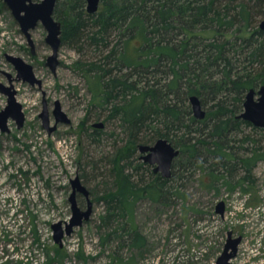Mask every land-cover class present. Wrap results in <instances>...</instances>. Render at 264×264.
<instances>
[{
	"label": "trees",
	"instance_id": "16d2710c",
	"mask_svg": "<svg viewBox=\"0 0 264 264\" xmlns=\"http://www.w3.org/2000/svg\"><path fill=\"white\" fill-rule=\"evenodd\" d=\"M54 16L62 22V46L79 54L75 67L95 118H105L87 139L114 140V151L87 158L92 173L80 176L104 177L103 224L117 222V236L142 245L136 203L181 197L175 182L193 171L207 175L208 188L222 182L250 192L246 184L264 161V128L239 115L248 91L264 85V0H101L95 13L86 0H58ZM193 95L207 112L203 119L193 113ZM106 124L113 128L105 131ZM160 138L180 149L171 177L138 155L140 144Z\"/></svg>",
	"mask_w": 264,
	"mask_h": 264
},
{
	"label": "rangeland",
	"instance_id": "374dc122",
	"mask_svg": "<svg viewBox=\"0 0 264 264\" xmlns=\"http://www.w3.org/2000/svg\"><path fill=\"white\" fill-rule=\"evenodd\" d=\"M36 32L42 62L52 49L45 42L44 25L40 23ZM23 44L19 23L0 0V70L16 73L5 53L31 60L18 49ZM78 58L74 49L63 45L56 73L39 64L41 89L15 84L25 122L19 127L10 119L9 131L0 129V264H215L230 230L235 237L242 236L233 264H264V161L254 170V182L246 184L250 185L248 194L241 186L232 191L222 182L208 188L209 178L198 170L175 182L181 184V197L164 203L148 197L139 200L134 223L143 238L140 246L131 244L126 235L117 236L122 232H114L119 229L117 222L103 224L107 205L98 197L104 193V177L83 178L91 191L93 213L82 225L74 226L70 235L65 233L61 244L55 240L53 225L62 222L65 231L73 216L71 180L84 169L92 173L85 165L87 158L114 151V140L107 135L100 143L87 139L92 124L105 118H95L87 81L75 67ZM44 98L50 101L51 113L59 100L71 122L60 123L49 132L40 118ZM7 101V95L0 92V111ZM91 111L82 129V121ZM50 120L53 126L55 119L51 116ZM106 126L105 131L113 128L112 124ZM221 201L226 205L223 216L217 213ZM78 202L82 209L87 208L86 197H79Z\"/></svg>",
	"mask_w": 264,
	"mask_h": 264
},
{
	"label": "water",
	"instance_id": "95a60500",
	"mask_svg": "<svg viewBox=\"0 0 264 264\" xmlns=\"http://www.w3.org/2000/svg\"><path fill=\"white\" fill-rule=\"evenodd\" d=\"M8 6L13 10V13L19 19L25 31L30 27H34L38 22H41L48 34L47 41L52 47V54L48 57V64L53 71H56L59 65V51L62 47V22L55 19L54 11L58 0H41L35 2L33 0H4ZM87 10L89 13H95L101 6V0H86ZM260 28L264 30V19L260 22ZM9 60L15 65L19 72V79L29 82L32 85L43 81L37 78L33 66L25 61L20 56L8 55ZM1 72V71H0ZM10 82L13 81L12 74L5 72ZM0 91L7 95L8 104L6 108L0 111V129L2 131H9V119L13 118L17 121L19 127H22L25 122V113L23 111V104L17 99V90L13 84L5 85L0 81ZM192 110L197 118L203 119L206 117V110L204 109L201 99L197 95H193L190 99ZM55 106L56 123L50 125V113L47 101L44 100V107L40 114L43 119L44 126L48 128L49 132L56 130L58 124L71 122L68 114L63 110L62 104L57 100ZM247 121H250L257 127L264 128V85L258 89L251 88L246 94L244 102V110L239 115ZM93 127L103 128L104 121L94 122ZM142 154V158L146 163L155 166V172H160L164 177H171L172 165L175 158L180 154V149L176 148L168 139L160 138L154 144H140L138 146ZM72 193L70 195V202L73 210V216L70 222H66V229L62 228V222L54 224L55 240L61 244L65 233L70 235L74 226L82 225L84 221L88 220L93 213V202L90 200L91 191L84 184L82 178L77 175L71 180ZM78 193H82L88 200V206L84 210L79 206ZM225 201H221L217 205V213L222 216L225 213ZM242 241V236L235 237L234 232H228L227 241L225 243L222 254L218 257L215 264H233L232 259L237 255L239 245Z\"/></svg>",
	"mask_w": 264,
	"mask_h": 264
},
{
	"label": "flooded vegetation",
	"instance_id": "af4514ba",
	"mask_svg": "<svg viewBox=\"0 0 264 264\" xmlns=\"http://www.w3.org/2000/svg\"><path fill=\"white\" fill-rule=\"evenodd\" d=\"M33 1H35V2H39V1H37V0H33ZM41 1V0H40ZM6 3V2H5ZM7 4V3H6ZM7 6H8V4H7ZM9 7V6H8ZM10 8V7H9ZM11 9V8H10ZM11 11H12V14L14 15V18H15V20L17 21V23H19V25H20V31H21V33L24 35V44L23 45H20L19 46V48L18 49H21L24 53H26L28 56H29V58L31 59L30 61H27L23 56H21V55H14V54H10V53H5V58L8 60V62L9 63H11L12 65H13V67H14V69H15V71H16V73L13 75L12 74V79H13V81L12 82H10V78H9V76L4 72V71H2V70H0L1 72H0V81L3 83V84H5V85H10V84H13L14 86H15V84H16V82L18 83V82H23V83H27V84H29L30 86H32V87H36L37 86V88L38 89H41L42 87H43V84L44 83H42L41 85L39 84V83H36L35 85H32L31 83H29V82H25L23 79H19L20 77H19V72L17 71V69L15 68V65L9 60V58H8V55H14V56H20V57H22L25 61H27L28 63H30L32 66H33V70H34V72H35V74H36V76H37V78H39V79H41L38 75H37V68H39V64H41L42 63V66L43 67H48V68H50V70L53 72V73H56V71H57V69H56V71H53L52 70V68H51V66L48 64V57L52 54H49L48 56H46V58H45V60L44 61H42V62H40L39 61V59H38V51H39V48H40V43H39V41L37 40V27H38V25L41 23V22H38L34 27H30L29 29H28V31H25L24 30V27H22V25H21V23H20V21H19V19H17V17L15 16V14L13 13V10L11 9ZM55 17V16H54ZM56 19V18H55ZM42 24V23H41ZM43 25V24H42ZM45 27V26H44ZM47 34H48V32H47ZM47 34H46V36H45V42L51 47V45L49 44V42L47 41ZM51 49H52V47H51ZM59 65H60V59H59ZM59 65L57 66V68L59 67ZM1 75H4L5 77H6V79L8 80V83H6V82H4L3 80H2V77L3 76H1ZM42 80V79H41ZM43 81V80H42ZM15 89L17 90V88L15 87ZM1 92V91H0ZM18 95V91H17V94H16V96ZM44 100H46L47 101V105H48V107H49V113H50V115H49V117L51 118V116L55 119V123H56V115H55V106H56V103H55V106H54V108H53V110H52V113H51V110H50V101L48 100V99H46V98H44ZM44 100H43V103H44ZM8 102V101H7ZM52 114V115H51ZM41 118V117H40ZM10 119H13V118H10ZM9 119V120H10ZM13 120H15V119H13ZM18 124V123H17ZM24 125V124H23ZM59 125V124H58ZM8 126H9V123H8ZM57 128H58V126H57ZM56 128V129H57ZM138 155H139V157H140V159L141 160H143V158H142V154H141V152L140 151H138ZM144 161V160H143ZM145 162V161H144ZM153 166V165H152ZM153 168H155V166H153ZM155 171V170H154ZM160 173V172H159ZM79 197H86L84 194H82V193H78V201H79ZM88 201V200H87ZM88 206V205H87Z\"/></svg>",
	"mask_w": 264,
	"mask_h": 264
}]
</instances>
